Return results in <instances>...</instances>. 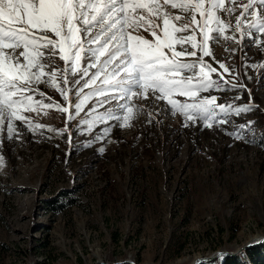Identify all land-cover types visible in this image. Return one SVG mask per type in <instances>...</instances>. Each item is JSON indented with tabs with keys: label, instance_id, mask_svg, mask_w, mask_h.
Listing matches in <instances>:
<instances>
[{
	"label": "rangeland",
	"instance_id": "1",
	"mask_svg": "<svg viewBox=\"0 0 264 264\" xmlns=\"http://www.w3.org/2000/svg\"><path fill=\"white\" fill-rule=\"evenodd\" d=\"M166 10L190 16L170 4ZM254 10L264 19V8ZM241 11L228 17L233 28ZM254 20L250 10L243 32H226L235 39L209 33L211 55L203 60L216 69L210 75L219 90L198 91L195 102L216 97L217 105L251 106L238 115L216 108L211 127L199 117L186 120L151 93L122 99L103 73L92 84L98 69L89 67L88 52L78 66L87 73H66L65 85L64 61L46 55L44 71L55 70L56 83L45 75L25 95L68 112L22 110L45 127L13 118L11 134L8 120H0V264H219L223 255L243 256L264 243V34L247 27ZM91 31L101 30L93 25ZM195 36L202 41L199 30ZM84 39L86 48L96 47ZM22 51L15 49L21 61ZM180 59L197 64L180 74L196 84L200 52ZM57 87L68 89V101ZM126 103L137 109L123 126Z\"/></svg>",
	"mask_w": 264,
	"mask_h": 264
},
{
	"label": "snow or ice",
	"instance_id": "2",
	"mask_svg": "<svg viewBox=\"0 0 264 264\" xmlns=\"http://www.w3.org/2000/svg\"><path fill=\"white\" fill-rule=\"evenodd\" d=\"M169 4L172 9L190 13V16L172 15L166 10ZM257 6L264 8V0H228L227 6L225 0H163L162 4L159 0H0V120H8L11 134L13 118L26 121L29 127H45L33 125L20 114L22 110L55 108L68 112V108L55 102L45 104L43 100L36 101L25 93L33 91L30 85L40 83L45 75L50 85L56 83V71H44L46 55L48 61L58 55L65 62V75L60 79L67 85L66 73H87V69L78 67L85 52L90 53L92 60L89 67L98 69L92 75L91 83L94 84L103 73L105 85L118 89L120 98L129 102L134 97L147 98L151 93L157 99H165L186 120L194 122L199 117L208 127L215 121L216 108L226 114L229 110L237 115L249 111L250 105L232 108L231 105H217L216 97H205L198 102L195 98L198 91L213 87L219 90V85L210 75L216 69L203 60L204 56L211 55L207 46L212 38L209 33L235 39L226 32H243L245 14L251 10L255 20L247 27L264 34L262 14L254 10ZM237 8L242 11L235 17L233 28L228 17H232ZM93 25L99 26V34L92 35ZM197 30L203 37L199 43L195 36ZM141 31L148 32L153 39L144 38L139 34ZM180 33L189 34L182 36ZM84 34L88 36L87 43L96 47H85ZM185 45H190L191 51ZM6 48L12 51L6 53ZM17 48L23 49L20 53L23 61L15 55ZM197 51L200 52L199 71L196 73L197 83L192 84L191 77L185 80L180 74L183 70L196 69L197 64L185 63L180 58L195 57ZM220 68L228 71L222 63ZM85 86H89L88 81ZM57 90L68 101V89L57 87ZM176 95L189 97L194 102L181 103L174 98ZM83 103L81 100L74 105L76 114L81 111ZM122 107L127 112L123 126H127V122L134 118L137 106L126 103ZM72 118L69 114L68 119Z\"/></svg>",
	"mask_w": 264,
	"mask_h": 264
},
{
	"label": "trees",
	"instance_id": "3",
	"mask_svg": "<svg viewBox=\"0 0 264 264\" xmlns=\"http://www.w3.org/2000/svg\"><path fill=\"white\" fill-rule=\"evenodd\" d=\"M211 74L214 75V73ZM219 264H264V243L247 248L243 256L223 255L220 258Z\"/></svg>",
	"mask_w": 264,
	"mask_h": 264
},
{
	"label": "water",
	"instance_id": "4",
	"mask_svg": "<svg viewBox=\"0 0 264 264\" xmlns=\"http://www.w3.org/2000/svg\"><path fill=\"white\" fill-rule=\"evenodd\" d=\"M230 255H231V254H230ZM123 263L135 264V263H133V262H131V261H129V260H124V261H122L120 264H123Z\"/></svg>",
	"mask_w": 264,
	"mask_h": 264
},
{
	"label": "bare ground",
	"instance_id": "5",
	"mask_svg": "<svg viewBox=\"0 0 264 264\" xmlns=\"http://www.w3.org/2000/svg\"><path fill=\"white\" fill-rule=\"evenodd\" d=\"M257 238H258V237H257ZM257 238H255V239H252L251 241L258 240Z\"/></svg>",
	"mask_w": 264,
	"mask_h": 264
}]
</instances>
